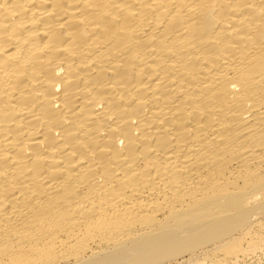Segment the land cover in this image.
<instances>
[{"label":"bare ground","instance_id":"obj_1","mask_svg":"<svg viewBox=\"0 0 264 264\" xmlns=\"http://www.w3.org/2000/svg\"><path fill=\"white\" fill-rule=\"evenodd\" d=\"M263 226L264 0H0V264L240 260Z\"/></svg>","mask_w":264,"mask_h":264},{"label":"rangeland","instance_id":"obj_2","mask_svg":"<svg viewBox=\"0 0 264 264\" xmlns=\"http://www.w3.org/2000/svg\"><path fill=\"white\" fill-rule=\"evenodd\" d=\"M254 232L255 234L257 233L262 236L263 238L262 246L260 245L258 247L259 248L258 250L256 248L252 251H249L248 252L249 254L247 253V255H245L244 257H240V260L229 258L226 255H224V253L221 251L219 252L217 251L218 253H216L211 250H200V251H197L196 252L197 254L195 253L191 257V259H190V256H186L184 262L186 261L185 264H190V263H193L194 261H198L200 264H264V226L261 228H256ZM246 245L247 244H245V246ZM184 262L182 259H180L178 263L184 264ZM170 264H176V263H170Z\"/></svg>","mask_w":264,"mask_h":264}]
</instances>
